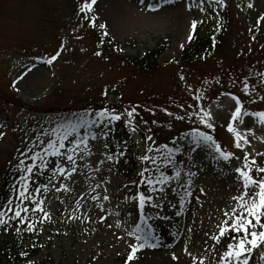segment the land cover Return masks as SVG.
Here are the masks:
<instances>
[{
	"label": "rangeland",
	"instance_id": "374dc122",
	"mask_svg": "<svg viewBox=\"0 0 264 264\" xmlns=\"http://www.w3.org/2000/svg\"><path fill=\"white\" fill-rule=\"evenodd\" d=\"M71 5V0H0V132L4 133L0 167L17 146L18 125L36 116L6 104L4 100L13 96L24 105L45 109L69 99L110 103L117 94L129 111L136 108L135 116L152 123L153 128L144 131L153 138L148 142L171 141L193 127L201 130L196 117L190 118L187 112L210 111L215 127L203 130L222 151L234 156L224 160L201 144L196 153L189 151L180 177L154 197L153 203L159 206L145 204L141 209L138 201L125 199L128 187L120 171L105 158V142L88 140L76 145L75 163L60 175L51 172L38 199L48 217L37 224L42 249L30 261L125 264L129 245L137 243L128 233L139 224L145 230L151 225L153 239L128 264H218L221 245L211 237L218 234L225 205L234 206L231 197L240 191L234 168L242 164L235 157L243 156L226 128L234 101L225 93L236 95L244 105L243 123H233L250 140L244 150L264 166V155H260L264 153V126L257 117L249 120L244 115L264 111V0H230L229 31L222 52L206 62L174 66L172 62L195 28L205 35L218 25L213 6L200 7L191 0H96L90 14L98 29L119 43L122 53L142 57L166 42L158 58L161 68L152 75L124 67L116 58L98 56L90 23L75 22ZM149 5L159 7L150 10ZM56 52L60 53L57 59L47 63ZM245 84L249 85L247 94ZM131 135L141 152L144 138L132 131ZM86 151L90 154L85 155ZM189 171L195 175L189 177ZM141 215L151 217L147 224Z\"/></svg>",
	"mask_w": 264,
	"mask_h": 264
},
{
	"label": "trees",
	"instance_id": "16d2710c",
	"mask_svg": "<svg viewBox=\"0 0 264 264\" xmlns=\"http://www.w3.org/2000/svg\"><path fill=\"white\" fill-rule=\"evenodd\" d=\"M191 1L200 7L213 6L216 10L218 25L205 35L195 28L191 39L182 49L179 57L172 62L173 66L206 62L221 53L227 43L230 22L228 2L230 0ZM71 2V17L74 21L80 25L89 24V19L92 18L90 12L87 13L86 18V14L79 10V6L84 0H71ZM90 25L93 29L95 53L99 52L98 56L101 58H116L124 67H128L143 75H152L161 68L158 64V58L167 47L166 42L161 41L153 50H150L142 57H131L122 53L119 43L109 35L103 36V32L98 29L95 21L94 24ZM55 97L59 99V94L56 93ZM113 99L110 103H107L106 100L99 101L92 98L77 102L69 99L64 104L53 103L45 109H35L33 105H24L16 96L4 100L6 104L29 110L31 114L33 113L36 116L26 119L23 125H18L20 131L17 146L10 153L6 165L0 167V210L5 213L3 217L4 223H0V264H34L30 260L36 257L42 249V243L38 237L37 224L44 216L43 212L39 210L33 212L31 209L35 208L39 197L45 192L46 181L50 173L55 172L54 170L58 168L67 170L73 164L67 159L68 155H72L73 161H75L76 155L79 153H77L76 144H72L71 141L81 140L85 135L93 139V134L96 135V140H102L105 143L111 139L112 144L105 150V157L107 158L109 154L112 155L113 159L110 161L124 177V183L128 187V195L126 197H129L130 200H132L137 190L136 184L133 182H139L138 173L143 167L151 170L154 180L159 181L160 179L159 174L156 173L151 163L142 162L139 159L140 156L145 154L149 144H152L154 149L148 153L150 156L159 155L155 149L160 145L166 144L168 148L173 149L171 156L173 164L164 165L159 160L157 161V165L164 175L173 176L175 172L180 170L191 146V138L187 135L188 133L171 141H168V139L167 141L159 140L157 142V140H154L153 142H148L145 140L144 131H146L145 128H153V125L138 116V114L136 116L134 114L131 123L128 125L124 123L126 116H122L120 121L108 124L107 127H105V121L97 123L95 121V111L102 108L114 110L116 113L129 111L120 96L114 94ZM242 108L244 110V105H242ZM199 112L203 114V111ZM242 114L243 112L241 116ZM83 118L93 122L91 124L81 123L80 121ZM70 125H76V131L71 132L68 140L64 142L65 146L60 148L59 136L64 134ZM199 126L202 128L200 131L205 132L203 129H206V127L201 124ZM108 129H111L108 136H103L102 133L108 131ZM131 131L145 140L141 152L137 150L135 142L132 141ZM48 140L52 141L61 155L52 154V150L47 147ZM176 149H180V151H176ZM45 151H47V155ZM120 152H123L124 155L120 156ZM34 153L37 154L35 161L32 160ZM21 160H23L24 166L17 167ZM29 164L32 165L33 170L31 172H28L27 166ZM42 164L44 165L43 167L41 166ZM56 172L61 173L60 171ZM253 174L257 177L261 175L256 173L255 169H253ZM22 176L27 181V190L21 187L22 181L19 178ZM167 183L163 185L154 184L153 188L163 189ZM138 190L152 195L161 193V191L149 193L148 186L145 184H141ZM20 192H24V197H27V199L20 197ZM32 197L35 199H32ZM16 204H20L21 210L24 208L29 209L28 211H22L20 218H13L14 212L17 210ZM21 219L24 220V223L20 222ZM29 222L34 225L31 231L28 228ZM229 239L227 236L224 237L221 252ZM249 264H264V260H259L258 253L254 251L252 257L249 258Z\"/></svg>",
	"mask_w": 264,
	"mask_h": 264
},
{
	"label": "snow or ice",
	"instance_id": "6c2138e0",
	"mask_svg": "<svg viewBox=\"0 0 264 264\" xmlns=\"http://www.w3.org/2000/svg\"><path fill=\"white\" fill-rule=\"evenodd\" d=\"M163 2L167 3L168 0H163ZM96 3V0H84L83 3L80 4L79 10L82 13L86 14L92 11L93 5ZM159 5H149L150 10H155V8H158ZM249 7H252V5H249ZM203 10V9H201ZM95 16H93L91 19H89L90 24H94ZM257 23H260V20L257 21ZM196 21L192 22V28H195ZM99 27L101 29L105 28L104 24H100ZM103 36L107 35V32L102 33ZM189 39H191V33L189 34ZM101 42H103L101 40ZM183 45H181L182 47ZM97 55L100 53L97 52ZM60 55L59 52H56L55 54L51 55L49 59L47 60V63H52L57 59V57ZM249 89V85L245 84L243 91L245 94H247ZM226 95L230 96L231 100L234 101L233 104V110L230 113V118L226 120V128L227 131L232 134L233 137V146L237 149H240L243 152L242 157H235L238 163L242 160V164L240 166H236L234 168V174L237 176L236 181V187L240 189L237 195L231 197L232 201L234 202L233 205H225L224 210L221 214V222L217 225L218 228V234L213 235L211 237L212 240L216 241L218 245H222V238L229 237L228 243L224 247V250L220 253H218V264H249V258L252 257L254 251L258 253V259L264 260V166L257 165V161L255 157H252L249 152L244 150V146L250 143V140L241 134V132L237 131V128L234 126V121H240L243 123V117L241 116V113L243 112L242 108V102L241 100L234 94L228 92L225 93ZM196 99H200L198 96ZM264 99V98H262ZM191 107V106H189ZM166 111V110H165ZM136 113V108L133 107L130 111H127L125 113H116L114 110L102 108L98 111H95V121L101 122L105 121V127H107L108 124H111L116 121H120L122 119V116H126V119L124 120L125 125H128L131 123L132 118L134 114ZM169 116H171V113H167ZM187 115L191 117H196V120H198L199 124L204 125L208 129H212L215 127L214 123L212 122V113L210 111H203V114L201 112H187ZM245 116L249 118V120L252 119V117H257L258 122L264 126V111H258V112H252V113H244ZM177 119L183 120L184 117H177ZM81 123H88L91 124L92 120H87L86 118H83ZM195 122V121H194ZM155 123V121H153ZM76 125H70L69 129L65 130L64 134L59 136V147L63 148L65 146V141L68 140L69 135L71 132L76 131ZM248 132H252V128L248 127L246 129ZM58 131V130H56ZM111 129H108V131H104L102 133L103 136H108ZM135 131V129H133ZM4 133L0 132V136H3ZM190 139V144L195 145L196 147H190L189 151L192 153H196L197 148L201 144H207L209 148H212L215 153H218L220 157H222L224 160H229L231 157L234 156V153L232 152H226L222 151L221 145H219L216 140L213 138L212 135L208 134L207 132L200 131L198 128L193 127L190 129V132L187 134ZM93 139L96 138V135L93 134ZM88 140V136L85 135V137L81 140H73L71 141L72 144H86ZM146 141H152L153 138L151 136L145 137ZM47 147L52 150V154L54 155H61L59 150L56 148V146L52 143L51 140H48ZM109 145L107 143L104 144V148L107 149ZM154 149L152 147V144H149L147 147V150L145 154L139 157L140 161L142 162H149L151 163L156 173L159 174L160 179L159 181H156L152 178L151 170L147 167H143L139 173V182H133L136 184L137 190L135 191L134 197L132 199L134 201H138V206L143 209L145 204H149L151 207L156 208L159 205L156 203H153L154 196L152 194H148L145 192H141L138 189L140 188L141 184H145L148 186V192L154 193L156 191H163V189H156L153 188L154 184H165L166 182H169L173 179H176L180 177L181 173L179 171L175 172L173 176H166L163 172L160 171V167L157 165V161L159 160L161 164L169 165L173 164V161L171 159L173 149L168 148L166 144L160 145L158 148L155 149L156 152L159 153L158 156H150L148 153L152 152ZM176 151H180V149H176ZM45 154L47 155V151H45ZM85 155H89L87 151L84 153ZM23 155V153H21ZM120 156H123L124 153L120 152ZM260 155H264V153H261ZM37 157V154H33L32 160L35 161ZM109 160H112L113 157L111 154L107 157ZM215 158V157H213ZM67 159L71 161L73 164L75 161H73L72 155H68ZM189 159H194V156H190ZM255 167V172L260 173L258 177L253 174V166ZM24 162L23 160L19 161L17 167H23ZM44 166L43 164L41 165ZM28 172H31L32 165L29 164L27 166ZM75 171V168L72 169ZM54 171H60L63 172V168L55 169ZM189 177L195 175V173L189 171L187 173ZM22 181L21 187L25 188L27 190L26 185L27 181L24 179V177L19 178ZM189 183H191V180H189ZM63 187V185H62ZM200 191H203L201 189ZM190 194V193H186ZM20 197L27 199V197H24V192L19 193ZM32 199H35L32 197ZM105 200L109 199L108 196L104 197ZM125 199H129V197H125ZM180 203L183 204V200H180ZM16 211L14 212L13 218H20L22 215V211H28L29 209L24 208L21 210L20 204H16ZM33 212L39 210L43 212L44 217H48V212L44 211L41 208L40 203H37L34 209H31ZM5 213L3 210H0V223H4V217ZM177 216L180 215L179 212L176 213ZM103 219V217H101ZM141 220H143L147 224V219H151V217H148L147 219L145 216L141 215ZM21 223H24V220H20ZM34 225L29 222L28 228L31 231ZM117 227H119V221L117 222ZM128 235H134L135 240L137 243L130 244V251L127 254V260L125 261V264H128L129 261H133L136 258V254L139 252L140 249H143L146 246V242L153 239V232L151 225H148L147 230L142 229L139 224H136L135 229L133 232L128 233ZM148 247H153L152 244H147ZM173 259H176L175 256H173ZM195 259V258H193Z\"/></svg>",
	"mask_w": 264,
	"mask_h": 264
}]
</instances>
